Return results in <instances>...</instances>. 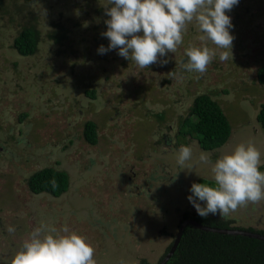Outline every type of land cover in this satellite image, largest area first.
Instances as JSON below:
<instances>
[{"label": "rangeland", "instance_id": "rangeland-1", "mask_svg": "<svg viewBox=\"0 0 264 264\" xmlns=\"http://www.w3.org/2000/svg\"><path fill=\"white\" fill-rule=\"evenodd\" d=\"M112 6L109 0H0L1 264H11L42 226V236L64 234L67 227L85 237L97 264H158L182 215L197 214L187 199L192 183L216 185L212 164L199 162L202 150L183 131L198 95H210L231 127L228 141L206 152L212 163L251 141L264 165V133L256 121L264 104V85L256 78L264 67V0H240L226 13L235 37L227 61H220L221 49L200 39L193 21L176 52L161 58L168 63L149 68L119 56V49L98 54L110 43L101 33L110 19L105 8ZM24 27L39 37L29 57L13 48ZM204 46L217 53L207 71H187L185 50ZM87 122L96 126V146L84 141ZM182 145L193 149L184 166L177 163ZM44 168L68 174L61 197L29 191L28 178ZM208 218L261 231L264 200L226 219Z\"/></svg>", "mask_w": 264, "mask_h": 264}, {"label": "clouds", "instance_id": "clouds-1", "mask_svg": "<svg viewBox=\"0 0 264 264\" xmlns=\"http://www.w3.org/2000/svg\"><path fill=\"white\" fill-rule=\"evenodd\" d=\"M240 0H109L112 7L105 8L107 31L101 33L110 41L107 48L101 45L98 54L119 49L118 55L131 60L140 68L159 63L169 52L175 53L183 43L187 25L193 21L203 35L202 41H211L218 49L221 62L233 57L234 26L227 12L238 6ZM142 33V35H141ZM230 50V51H229ZM207 46L189 47L185 50L188 62L183 67L189 71L205 73L216 56ZM174 76L175 72L168 74ZM191 146H181L177 163L184 166L192 160ZM203 164H212L216 186L193 183L187 197L197 215L206 219L210 214L221 219L248 203L264 200V172L259 170L261 152L249 141L238 144L230 153L222 154L214 163L209 154L201 151L198 157ZM203 202V204L201 203ZM9 233L15 228L9 226ZM43 226L31 234L11 260V264H97L95 249L86 238L64 227V234L41 235ZM50 233H56L52 228Z\"/></svg>", "mask_w": 264, "mask_h": 264}, {"label": "trees", "instance_id": "trees-1", "mask_svg": "<svg viewBox=\"0 0 264 264\" xmlns=\"http://www.w3.org/2000/svg\"><path fill=\"white\" fill-rule=\"evenodd\" d=\"M38 39L37 30L24 27L14 39L13 48L22 57L33 56L37 52ZM54 40L58 39L54 38ZM256 78L259 84L264 85V67L258 69ZM86 94L94 97L93 92ZM256 121L264 133V104L260 106ZM183 126L189 136L192 138L195 136L199 147L205 152L219 149L231 135L228 119L221 107L208 94L194 98L189 116L183 121ZM83 138L88 145H97L98 137L93 122L85 124ZM259 170L264 172V165L260 166ZM194 183H201V180ZM27 187L34 195L46 194L52 198H59L69 189V176L64 171L44 168L28 178ZM184 217L187 219L188 215ZM191 218L201 225L212 228L237 229L224 220H213L208 217L202 219L200 216ZM245 231L264 236V230L247 229ZM141 264L150 263L142 260ZM166 264H264V242L242 236L203 232L189 226L184 230L176 251Z\"/></svg>", "mask_w": 264, "mask_h": 264}, {"label": "water", "instance_id": "water-1", "mask_svg": "<svg viewBox=\"0 0 264 264\" xmlns=\"http://www.w3.org/2000/svg\"><path fill=\"white\" fill-rule=\"evenodd\" d=\"M192 226L200 231L203 232H208V233H216V234H220V235H231V236H242V237H247V238H251V239H256V240H260L262 242H264V236L260 235L258 233H254V232H248L245 230H241V229H219V228H212V227H208V226H204L201 225L199 223H197L194 220H186L182 223V225L180 226L178 233L175 237V240L172 244V247L170 248V250L168 251V253L164 256V258L158 263V264H166L171 257L173 256L174 252L176 251V248L180 242V239L183 235V232L185 230V228L187 226Z\"/></svg>", "mask_w": 264, "mask_h": 264}, {"label": "flooded vegetation", "instance_id": "flooded-vegetation-1", "mask_svg": "<svg viewBox=\"0 0 264 264\" xmlns=\"http://www.w3.org/2000/svg\"><path fill=\"white\" fill-rule=\"evenodd\" d=\"M182 127V126H181ZM183 131H185L184 130V127H183ZM181 132V131H180ZM186 132V131H185ZM190 138H192L191 136H189ZM163 139H164V142L166 143V145L168 146V145H170V139H167L166 137L164 138L163 137ZM192 140L193 141H195L196 142V144H197V146H199V143H198V141H197V139L196 138H192ZM201 149V148H200ZM202 150V149H201ZM203 151V150H202ZM216 151H218V149H216L215 151H212V152H208V153H214V152H216ZM203 152H205V151H203ZM132 180V177H129V181H131ZM180 183L182 184V182L180 181ZM131 184H132V182H131ZM130 184V185H131ZM191 188V187H190ZM188 215V217H187V219H185V215ZM194 216H199V215H197V214H195V215H192V214H190V212L189 213H185L184 215H182V217H181V220H180V224H179V228H180V226L182 225V223L184 222V221H186V220H192V218L191 217H194ZM198 223V222H197ZM187 227H189V225L187 226ZM186 227V228H187ZM190 227H192V226H190ZM235 227V226H234ZM240 227H242V226H240ZM185 228V229H186ZM194 228V227H193ZM242 228H244V227H242ZM237 229H240V228H237ZM248 229H250V228H248ZM241 230H245V229H241Z\"/></svg>", "mask_w": 264, "mask_h": 264}]
</instances>
